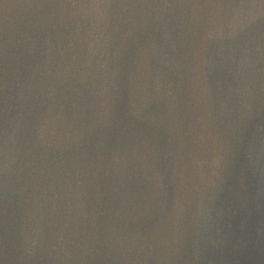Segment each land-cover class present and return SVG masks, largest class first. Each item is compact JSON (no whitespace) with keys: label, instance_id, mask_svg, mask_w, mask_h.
Returning a JSON list of instances; mask_svg holds the SVG:
<instances>
[{"label":"water","instance_id":"95a60500","mask_svg":"<svg viewBox=\"0 0 264 264\" xmlns=\"http://www.w3.org/2000/svg\"><path fill=\"white\" fill-rule=\"evenodd\" d=\"M0 264H264V0H0Z\"/></svg>","mask_w":264,"mask_h":264}]
</instances>
